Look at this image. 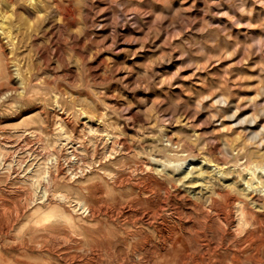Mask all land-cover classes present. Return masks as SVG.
<instances>
[{
	"label": "rangeland",
	"instance_id": "rangeland-1",
	"mask_svg": "<svg viewBox=\"0 0 264 264\" xmlns=\"http://www.w3.org/2000/svg\"><path fill=\"white\" fill-rule=\"evenodd\" d=\"M40 6L11 28L18 47L0 33V264H264V205L241 216L183 178L241 140L264 168V0ZM169 138L185 161L158 151Z\"/></svg>",
	"mask_w": 264,
	"mask_h": 264
},
{
	"label": "bare ground",
	"instance_id": "bare-ground-1",
	"mask_svg": "<svg viewBox=\"0 0 264 264\" xmlns=\"http://www.w3.org/2000/svg\"><path fill=\"white\" fill-rule=\"evenodd\" d=\"M21 2H22V4H26V7L28 8L27 10H22L21 11V13H20V15H19V19L21 20V21H23L24 23H26V26L28 27V29H27V32L26 31H24L26 34H28V31H29V28L31 29V23H30V21H29V18H26V15L28 14V13H31L32 12V14L33 15H35V17H37V18H42V17H44V12H43V10L41 9L42 7L40 6V0H21ZM0 3L3 5H1L0 6V33H1V35L2 34H7V35H9V37H10V40H12V43L13 44H15V47H18L17 46V42H16V40H14L16 37V35H14L15 33H13V29L11 30V28H14L13 26H16V27H18V26H20L21 27V23H19V22H21V21H19L18 20V24L16 25V23L15 24H11V23H13V22H11V21H9V22H11V23H9V25L6 23V22H8V21H6V19L8 20V19H11V17H12V15H13V12L18 8V6L20 5V4H18L17 3V0H0ZM23 6V5H22ZM3 7H5V8H7V10L8 11H3ZM26 7H25V9H26ZM22 8H24V7H22ZM28 10H31V11H28ZM57 10H59V14L61 15V16H66V15H68V9L67 8H65V9H63V8H60L59 6H57ZM10 11V12H9ZM6 12H9V13H7L8 15H6ZM14 14H15V12H14ZM23 15H25V17L23 16ZM16 16V15H15ZM14 16V17H15ZM17 19H18V17H17ZM15 27V28H16ZM11 30V31H10ZM20 30V29H19ZM18 30V31H19ZM25 30H26V28H25ZM17 31V32H18ZM11 32L13 33V35L11 34ZM16 32V33H17ZM10 33V34H9ZM6 35V36H7ZM5 36V37H6ZM18 36V35H17ZM2 37V36H1ZM22 37H23V35H22ZM18 38V37H17ZM4 39V38H3ZM20 39H21V37H20ZM6 40H8V38L6 39ZM10 40H8V41H10ZM24 40V39H23ZM18 41V40H17ZM21 41V40H20ZM11 42V41H10ZM11 44V43H10ZM9 44V45H10ZM13 44H11V45H13ZM19 44H21L20 46H22V43H19ZM18 44V45H19ZM11 48H13V46H11ZM20 49V48H19ZM13 50V49H12ZM16 50H18V48L16 49ZM8 51H11V50H8ZM16 53V52H15ZM14 53V54H15ZM12 54V53H11ZM13 55V54H12ZM16 55V54H15ZM16 63V62H15ZM14 63V64H15ZM18 63H20V62H18ZM17 64V63H16ZM16 67V66H15ZM19 68V67H18ZM17 71V73L19 72L18 71V69H16ZM18 76V75H17ZM20 77V76H19ZM18 77V78H19ZM21 78V77H20ZM18 80H20V79H18ZM20 84H21V81H18ZM23 92H25V91H23ZM220 99H223L222 97L220 98ZM223 101V103L225 102V100L223 99L222 100ZM94 107H96L95 106V104H93V109H94ZM92 109V110H93ZM89 111H91L90 109H88ZM88 110H84V109H82L81 110V112L84 114L83 116L85 117V119H87L88 121H90L94 116H95V119L98 121V125L99 126H101V127H103V128H101L100 129V131L102 132V133H104L106 136L104 137V135L102 136V140L103 139H105L104 140V142L108 139H110V141H111V144H110V147H111V145H112V147L111 148H113V145H118V143H117V136L116 135H114V134H110V133H108L107 131H106V128H105V126H106V123H105V120L102 118V116H100L99 115V113H98V116H96V115H91L89 112H88ZM95 110V112H96V108L94 109ZM94 112V113H95ZM97 114V113H96ZM94 119V118H93ZM253 120H254V118H252ZM90 129H92V128H90ZM255 138V137H254ZM264 139V137L263 138H261V141ZM107 140V141H108ZM259 140V139H258ZM119 141V140H118ZM161 142V141H160ZM167 142H168V144H159L160 146H158L159 148H158V151L160 152V151H163L165 154H167V155H169V156H172V157H177L176 159H178L179 161L181 160V162H183V161H185V159L183 158V154H184V151H185V149H182V147H178V145H175L174 143L175 142H173V140L171 139V138H169L168 140H167ZM168 145V146H167ZM235 145V144H234ZM176 146V147H175ZM232 147H233V145H232ZM235 147H236V145H235ZM237 148H238V154H236V156L234 155V157L232 156V155H230L231 156V158H227L226 159V161H224V160H222L223 162L221 163V164H219L218 162H214L212 159H208L207 157H205V156H203V157H201V159H200V162H201V166L200 167H198V168H195V170H194V172H193V174H191L192 176H190L189 177V175H190V173L191 172H186L184 175H183V178H186L187 179V181H188V184H190V183H192L193 184V186L194 185H197L198 184V181L199 182H204V185H205V189H204V192H205V197H207L209 200H210V198L213 200L214 199V197L213 196H217V197H220V198H229V201H230V204H233V203H236V210L238 211V213L241 215V216H245V214L247 215V210L248 209H246V204H243L244 202L243 201H247V200H249V203L252 205H250L252 208L254 207V208H256L257 210H259L260 208H262L263 207V205H264V198H263V190H264V177L262 178L261 177V175L260 174H264V173H260L259 175V177L257 178L256 177V181L254 180V178H255V171L258 169V168H261V171H264V168H263V166L261 165V164H257V163H254L253 161H251V159H252V150L250 149V147H247V143L244 141V140H241V141H239V144H238V146H237ZM231 151V150H230ZM230 154V153H229ZM229 154H227L226 155V157L229 155ZM225 156V155H224ZM242 158H244V160H242ZM242 160V161H241ZM161 163H163V162H161ZM226 163H228L229 165H227L226 166V169H225V167H223V165H226ZM160 164V163H159ZM210 167H214V168H210ZM165 169V168H164ZM260 171V172H261ZM174 172V171H173ZM214 174V175H217L218 174V177H220V178H222V177H224L225 178V181L226 180H229L230 182L229 183H226V185L224 184V185H220L221 186V188H224V189H228V188H231V191H233L234 189H235V193H233V194H228V193H225V192H223V191H221V190H219L218 189V187L216 188L215 186H218V184L217 185H214L213 183H212V181H210V180H207L209 177H211L212 178V176H210L212 173ZM217 173V174H216ZM170 175V174H169ZM227 175V176H226ZM248 175V176H247ZM171 176H172V174H171ZM171 176L169 177L168 176V174L167 175H164L163 174V179H164V181L165 182H167L168 184H171L172 185V178H171ZM245 176H247L246 178H245ZM264 176V175H263ZM189 177V178H188ZM214 177V176H213ZM182 178V177H181ZM182 178V179H183ZM210 178V179H211ZM215 178H216V176H215ZM260 178H262L261 180H258V179H260ZM162 179V180H163ZM213 180H214V178H213ZM223 180V179H222ZM245 181V186L244 185H242V181ZM161 181V180H160ZM257 181H259V183H257ZM175 182V181H174ZM257 183V184H253L252 185V183ZM157 182H155V184H156ZM167 183H160V186L161 185H164V184H167ZM187 183V182H186ZM185 183V184H186ZM150 184V183H149ZM167 184V185H168ZM184 184V183H183ZM202 184V183H201ZM154 185V184H153ZM157 185V184H156ZM187 185V184H186ZM199 185V184H198ZM241 185V188H239V186ZM119 186V185H118ZM184 186V185H183ZM187 186H190V185H187ZM192 186V185H191ZM192 186V187H193ZM122 187V186H121ZM148 187H150V185L148 186ZM159 187V186H158ZM168 187H169V185H168ZM200 187H201V185L199 186V189H200ZM152 188H154V187H151L150 189H152ZM155 188H156V186H155ZM160 188V187H159ZM170 188V187H169ZM220 188V187H219ZM193 189V188H192ZM203 189V188H202ZM217 189V190H216ZM233 189V190H232ZM122 190V189H121ZM145 190V189H144ZM161 190V189H160ZM230 190V189H229ZM164 191V190H163ZM200 191V190H199ZM203 191V190H202ZM157 192V191H156ZM262 192V193H261ZM142 193V192H141ZM203 193V192H202ZM118 194V193H117ZM124 194V193H123ZM157 194V193H156ZM155 194V195H156ZM160 194V193H159ZM204 194V193H203ZM119 195H120V193H119ZM161 195V194H160ZM124 196V195H123ZM205 197H203V198H205ZM62 198V197H61ZM121 198H123L122 196H121ZM206 198V199H207ZM114 199V198H113ZM203 200V199H202ZM118 201V200H117ZM120 201V200H119ZM123 201V200H122ZM150 201V200H149ZM211 201V200H210ZM209 201V202H210ZM217 201V200H216ZM194 202H197V201H194ZM206 202V201H205ZM198 203H199V201H198ZM225 203V202H224ZM223 203V204H224ZM228 203V202H227ZM247 203H248V201H247ZM205 204V203H204ZM209 204H211V203H209ZM216 204H218V203H216ZM226 204V203H225ZM155 205V204H154ZM195 205V204H194ZM193 205V206H194ZM202 205V204H201ZM201 205H200V207H201ZM234 205V204H233ZM246 205V206H245ZM197 207H198V205H196ZM204 206V205H203ZM230 206V205H229ZM206 207H208V206H206ZM206 207H205V209H206ZM153 208V207H152ZM155 208V207H154ZM161 208V207H160ZM202 208V207H201ZM221 208V207H220ZM177 209V208H176ZM200 209V208H199ZM208 209V208H207ZM207 209L206 210H204V211H207ZM211 209V208H210ZM210 209H208V210H210ZM222 209V208H221ZM235 209V208H234ZM154 210V209H153ZM198 210V209H197ZM201 211H202V209H200ZM212 210V209H211ZM215 210V209H214ZM249 210H251V209H249ZM226 211V210H225ZM233 211V210H232ZM235 211V210H234ZM207 212H209V211H207ZM251 212V211H250ZM233 213V212H232ZM203 214H205V213H203ZM207 215V214H206ZM209 215V214H208ZM237 215V214H236ZM250 215V214H249ZM204 216V215H203ZM219 216V215H218ZM257 216V215H256ZM238 218V217H237ZM254 219V218H253ZM252 219V220H253ZM256 220V219H255ZM134 221V220H133ZM238 221H240V218L238 219ZM243 221H247L248 223H250L249 221H248V219L246 220V219H244ZM241 222V221H240ZM254 222V221H253ZM239 223V222H238ZM244 223V222H243ZM241 224H242V222H241ZM244 225H246V224H244ZM250 225V224H249ZM167 226V225H166ZM166 228V227H165ZM161 230V229H160ZM166 231V230H165ZM163 234H165V233H163ZM161 235V234H160ZM165 236H166V234H165ZM164 236V237H165ZM181 236V235H180ZM180 236H179V238H180ZM170 237V236H169ZM182 237V236H181ZM148 238V237H147ZM159 238V237H158ZM161 238V237H160ZM147 240V239H146ZM161 240V239H160ZM165 240V239H164ZM170 240V239H169ZM173 239H171L170 241H172ZM174 240H176V238L174 239ZM150 241V240H149ZM148 241V242H149ZM166 241V240H165ZM144 242V241H143ZM161 242V241H160ZM163 242V241H162ZM167 243V242H166ZM165 243V244H166ZM172 243V242H171ZM179 243V242H178ZM175 244L177 245V242H175ZM146 245V244H145ZM171 245V244H170ZM174 245V244H173ZM160 247V246H159ZM162 247V246H161ZM164 247V246H163ZM155 249V248H154ZM157 249V248H156ZM161 249V248H160ZM160 249H158V250H155V252L156 251H159ZM164 249V248H163ZM184 249V248H183ZM154 251V250H153ZM164 251H165V249H164ZM189 251V250H188ZM162 252V251H161ZM179 252H180V250H179ZM187 252V251H186ZM185 252V253H186ZM157 253V252H156ZM176 253H178V252H176ZM190 253V252H189ZM188 253V254H189ZM158 254V253H157ZM184 254V253H183ZM187 254V255H188ZM191 254V253H190ZM159 255V254H158ZM169 255V254H168ZM185 255V254H184ZM199 255H200V253H199ZM202 255V254H201ZM200 255V256H201ZM157 256V255H156ZM156 256H154L153 255V258L154 257H156ZM167 256V255H166ZM174 257H173V259L175 258V255H173ZM190 255H188V257H189ZM191 256H195V255H191ZM197 256V255H196ZM151 257V256H150ZM158 257V256H157ZM177 257V256H176ZM183 257V256H182ZM148 259H149V257H147ZM159 258H160V256H159ZM168 258V257H167ZM172 258V257H171ZM170 258V259H171ZM179 258V257H178ZM184 258V257H183ZM185 258H187L186 256H185ZM197 258V257H196ZM151 259V258H150ZM157 259V258H156ZM155 258H154V260H156ZM188 259H193L192 257L190 258H187L186 260V264H188V262L190 261H188ZM152 260V259H151ZM181 260V258L179 259V261ZM194 260V259H193ZM196 260H194V262H195ZM150 262H152V261H150ZM171 262H173V261H171ZM170 262V263H171ZM169 263V262H168ZM168 263H165V264H168ZM169 263V264H170ZM182 262L180 261V264H181ZM183 263H184V260H183ZM191 263V262H190ZM155 264V263H154ZM178 264V263H177ZM194 264H196V263H194ZM197 264H198V262H197Z\"/></svg>",
	"mask_w": 264,
	"mask_h": 264
}]
</instances>
